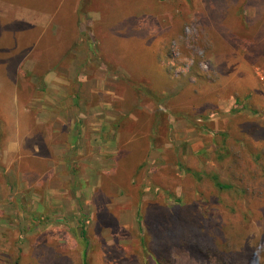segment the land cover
I'll return each instance as SVG.
<instances>
[{
	"label": "rangeland",
	"instance_id": "rangeland-1",
	"mask_svg": "<svg viewBox=\"0 0 264 264\" xmlns=\"http://www.w3.org/2000/svg\"><path fill=\"white\" fill-rule=\"evenodd\" d=\"M83 259L264 264V0H0V264Z\"/></svg>",
	"mask_w": 264,
	"mask_h": 264
},
{
	"label": "trees",
	"instance_id": "trees-1",
	"mask_svg": "<svg viewBox=\"0 0 264 264\" xmlns=\"http://www.w3.org/2000/svg\"><path fill=\"white\" fill-rule=\"evenodd\" d=\"M137 87H140V85L139 84H137ZM145 91H149V90H145ZM213 180H214V182H215V185L218 187V188H221V189H230L231 187L229 186V185H224V184H221V183H219L217 180H216V177H213ZM85 234H86V231L84 230V228L81 230V238L86 242V245H88V239L86 238V236H85ZM174 234V233H173ZM181 237H179V238H175V239H172V240H170V242L169 243H167L168 245V247L170 248V246L172 245V244H174L175 242H176V240H179ZM167 247V248H168ZM161 257V256H160ZM163 257H161V259H162ZM163 259H165V258H163ZM162 259V260H163ZM82 264H86V261H85V259H83V263Z\"/></svg>",
	"mask_w": 264,
	"mask_h": 264
}]
</instances>
